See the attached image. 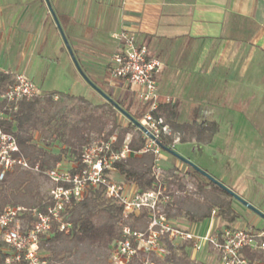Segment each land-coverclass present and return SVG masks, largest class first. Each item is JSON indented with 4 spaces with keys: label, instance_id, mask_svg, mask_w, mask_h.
<instances>
[{
    "label": "crops",
    "instance_id": "obj_1",
    "mask_svg": "<svg viewBox=\"0 0 264 264\" xmlns=\"http://www.w3.org/2000/svg\"><path fill=\"white\" fill-rule=\"evenodd\" d=\"M49 8L83 74L116 101L128 102L131 94L123 82L108 79L114 35L127 30L162 63L158 92L175 106V122L213 121L220 107L214 103L264 102V0H0V72L38 77L41 95L101 105L107 101L77 70ZM53 66L72 89L43 91ZM33 140L55 154L62 148L40 130ZM73 161L66 155L59 164ZM112 176L136 190L118 172Z\"/></svg>",
    "mask_w": 264,
    "mask_h": 264
},
{
    "label": "built area",
    "instance_id": "obj_2",
    "mask_svg": "<svg viewBox=\"0 0 264 264\" xmlns=\"http://www.w3.org/2000/svg\"><path fill=\"white\" fill-rule=\"evenodd\" d=\"M114 39L117 47L111 56L108 79L123 82L143 107L137 122L144 131L135 127L143 146L137 151L130 148V138H125L115 148L116 136H112L95 140L84 147L79 159L74 160L70 167L58 163L40 171L37 165L31 166L19 153L14 136L2 127L10 119V114L16 111L18 103L32 101L41 95L39 88L28 76L18 73L13 75V82L0 94V179L6 172L19 167L42 173L51 185L48 190L50 204L44 212L22 206L0 208V239L5 251L10 254L6 264H45L40 250L41 238L53 227L60 232H68V209L71 203L79 202L89 189H101L105 199L122 207L120 239L112 244L110 250L112 264H128L140 255L144 257L142 264H152L150 258H164L169 254V246L187 243L193 257L206 252L212 254L216 264H264V259L250 260L245 255V251L264 254V228L238 221L223 224L214 209L209 217L208 229L201 235L198 223L182 226L165 215L164 206L171 200V191H168L158 163L163 152L162 144L173 135V131L158 114L161 97L157 80L162 63L148 55L146 46L138 43L133 32L122 30L114 35ZM144 154L153 157L154 182L149 190L139 193L137 188L129 189L124 183L114 180L112 175L118 172L115 163ZM142 214L146 220L143 230L128 226L132 218Z\"/></svg>",
    "mask_w": 264,
    "mask_h": 264
},
{
    "label": "trees",
    "instance_id": "obj_3",
    "mask_svg": "<svg viewBox=\"0 0 264 264\" xmlns=\"http://www.w3.org/2000/svg\"><path fill=\"white\" fill-rule=\"evenodd\" d=\"M12 82L13 76L10 73L0 72V94ZM108 96L136 121L143 113V107L139 105L133 109L132 101L125 103L116 101L111 95ZM61 100L77 101L84 105L81 109L74 110L75 112L64 110L58 104ZM72 114L76 118L72 117ZM158 114L173 131V135L166 138L162 144L163 152L172 150L176 138L179 142L208 145L218 132V125L214 121L198 122L194 119L191 122H175V106L162 101ZM120 118H123L122 115L109 102L94 107L92 102L82 97L50 93L40 95L32 101L18 103L16 111L10 114V119L4 122L2 127L5 132L14 136L19 153L29 164L37 165L39 170L43 171L60 163L66 155L77 161L84 147L95 140L109 139L114 133L115 148L122 144L127 135H131L130 148L139 150L143 146L140 133L129 122L121 125ZM39 130L59 141L62 148L57 154L34 142V132ZM114 166L126 182L136 186L139 193L152 187V155L128 158L115 163ZM40 177H43L42 173L19 167L6 172L0 179V208L22 206L44 212L50 202L48 192L45 194L41 191ZM188 178L194 182L195 193L199 195L197 199L185 195V180ZM164 182L168 191H171V200L164 206V213L170 219L182 217L188 223H198L209 218L214 209L227 224L240 218L232 207V196L186 163H183L182 169H174L172 174L165 177ZM121 221V205L105 199L101 189H89L79 202L71 203L68 209V232H60L53 227L41 238L40 250L47 254L44 257L45 264H112L109 260L110 250L112 244L120 239ZM128 226L143 230L146 227L145 215L132 218ZM187 246L188 243L169 246V254L164 258L151 257L150 260L152 264H200L190 259ZM245 255L250 260L264 259L263 253L255 251H245ZM9 256L0 239V264H6ZM143 260L144 257L140 255L128 264H142Z\"/></svg>",
    "mask_w": 264,
    "mask_h": 264
},
{
    "label": "rangeland",
    "instance_id": "obj_4",
    "mask_svg": "<svg viewBox=\"0 0 264 264\" xmlns=\"http://www.w3.org/2000/svg\"><path fill=\"white\" fill-rule=\"evenodd\" d=\"M34 82L41 84L38 77L34 78ZM52 86L58 89L62 88L60 90L72 89L71 80L62 73L58 66L51 67L47 81L42 87L43 91L49 87L52 88ZM74 90H78L77 87ZM89 101L91 102L90 99ZM128 101H132L133 109L138 108V105L142 107L141 103L131 94ZM58 104L64 110L72 111L81 109L84 105L77 101L66 100H61ZM214 104H218L220 107L212 111L215 116L208 119L215 121L218 125V132L212 142L208 145H201L196 142L176 141L172 151L206 171L226 188L264 214V102L255 99L249 103L222 102ZM96 105H98L97 102L94 103V107ZM120 122L121 125H125L127 120L120 118ZM127 137L131 139V135H127ZM173 161L177 166H173ZM181 164L183 163L170 153L162 152L158 166L167 177L173 173L174 169H182ZM39 181L42 193L46 194L51 187L50 183L43 177H40ZM182 194L184 195V193ZM185 195L199 198V195L195 193L192 179L185 180ZM232 203L240 214L238 222L249 223L255 225L256 228H264V220L247 210L236 200L233 199ZM175 222L182 226L187 224V221L182 217L176 218ZM222 222L227 224L223 220ZM208 224L209 218L198 222L197 226H199L198 230L201 235L206 233ZM211 255L201 252L193 257L189 251L190 259L200 264H216Z\"/></svg>",
    "mask_w": 264,
    "mask_h": 264
},
{
    "label": "water",
    "instance_id": "obj_5",
    "mask_svg": "<svg viewBox=\"0 0 264 264\" xmlns=\"http://www.w3.org/2000/svg\"><path fill=\"white\" fill-rule=\"evenodd\" d=\"M50 9V8H49ZM50 12L55 20L56 26L60 32V35L62 36L65 46L72 58V61L74 63V65L76 66L77 70L79 71V73L82 75V77L84 78V80L103 98L105 99L107 102L111 103L112 105H114V107L119 111V113L129 122L131 123L133 126H135L136 128L144 131V129L140 126V124L133 119L131 116H129L128 114H126L118 105L117 103H115L108 95H106L103 91H101L99 88H97L92 82H90L86 76L83 74V72L81 71L80 67L77 64V61L75 60L72 51L70 50V47L67 44V41L64 37V34L62 32V29L60 28L57 18L55 17L54 13L52 12V10L50 9ZM168 153H170L172 156H174L175 158L179 159L181 162L186 163L188 165H190L195 171L199 172L202 176L206 177L207 179H209L211 182L217 184L220 188L226 190L234 200H236L237 202H239L242 206H244L246 209H248L249 211H251L252 213H254L255 215H257L258 217H260L262 220H264V214L259 212L256 208H254L253 205H251L250 203L246 202L245 200H243L241 197H239L237 194L233 193L231 190H229L228 188H226L223 184H221L218 180H216L215 178H213L211 175H209L206 171L196 167L195 165H193L191 162H189L186 159H183L182 157L178 156L176 153H174L172 150L171 151H167Z\"/></svg>",
    "mask_w": 264,
    "mask_h": 264
}]
</instances>
